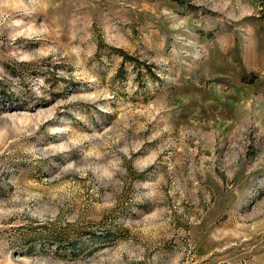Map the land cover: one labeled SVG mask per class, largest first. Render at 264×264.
Listing matches in <instances>:
<instances>
[{
	"label": "rangeland",
	"instance_id": "374dc122",
	"mask_svg": "<svg viewBox=\"0 0 264 264\" xmlns=\"http://www.w3.org/2000/svg\"><path fill=\"white\" fill-rule=\"evenodd\" d=\"M0 264H264V0H0Z\"/></svg>",
	"mask_w": 264,
	"mask_h": 264
}]
</instances>
